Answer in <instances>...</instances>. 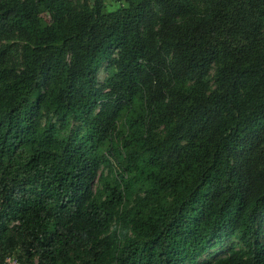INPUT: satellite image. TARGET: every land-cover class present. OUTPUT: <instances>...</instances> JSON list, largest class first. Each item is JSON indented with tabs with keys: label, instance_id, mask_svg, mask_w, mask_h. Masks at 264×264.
Returning <instances> with one entry per match:
<instances>
[{
	"label": "trees",
	"instance_id": "1",
	"mask_svg": "<svg viewBox=\"0 0 264 264\" xmlns=\"http://www.w3.org/2000/svg\"><path fill=\"white\" fill-rule=\"evenodd\" d=\"M229 241L264 264V0H0V264Z\"/></svg>",
	"mask_w": 264,
	"mask_h": 264
},
{
	"label": "rangeland",
	"instance_id": "2",
	"mask_svg": "<svg viewBox=\"0 0 264 264\" xmlns=\"http://www.w3.org/2000/svg\"><path fill=\"white\" fill-rule=\"evenodd\" d=\"M104 76V74H101V78ZM230 247V241L229 242H225L224 245L222 246H218L212 250L209 251V253L203 257H201L198 262L199 264H204L205 262H207V259H217V258H222L226 255L228 249Z\"/></svg>",
	"mask_w": 264,
	"mask_h": 264
},
{
	"label": "built area",
	"instance_id": "3",
	"mask_svg": "<svg viewBox=\"0 0 264 264\" xmlns=\"http://www.w3.org/2000/svg\"><path fill=\"white\" fill-rule=\"evenodd\" d=\"M5 263L6 264H17L14 258H7Z\"/></svg>",
	"mask_w": 264,
	"mask_h": 264
}]
</instances>
